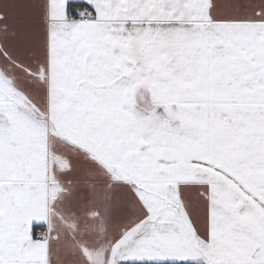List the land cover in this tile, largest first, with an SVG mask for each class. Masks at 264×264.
Masks as SVG:
<instances>
[{"label":"snow or ice","instance_id":"obj_1","mask_svg":"<svg viewBox=\"0 0 264 264\" xmlns=\"http://www.w3.org/2000/svg\"><path fill=\"white\" fill-rule=\"evenodd\" d=\"M0 264H264V0H0Z\"/></svg>","mask_w":264,"mask_h":264}]
</instances>
